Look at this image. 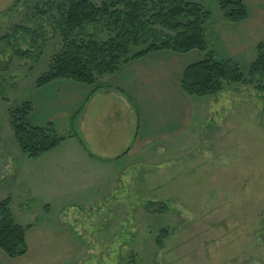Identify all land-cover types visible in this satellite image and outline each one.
Segmentation results:
<instances>
[{
  "label": "rangeland",
  "instance_id": "374dc122",
  "mask_svg": "<svg viewBox=\"0 0 264 264\" xmlns=\"http://www.w3.org/2000/svg\"><path fill=\"white\" fill-rule=\"evenodd\" d=\"M38 1L0 0V200L10 198L17 223L74 241L37 239L34 251L55 255L57 264H264V93L223 82L216 95L191 96V132L114 162L112 179L76 168L67 170L73 178H44L9 124V111L32 100L63 47L55 11L40 14L46 0ZM208 7L206 41L226 59L215 40L225 19L216 3ZM109 37L97 33L101 42ZM255 58L256 50L236 61L247 74ZM59 123L60 136L75 131ZM58 148L44 154L74 153L70 143ZM151 202L167 210L154 212Z\"/></svg>",
  "mask_w": 264,
  "mask_h": 264
},
{
  "label": "crops",
  "instance_id": "0c3cea01",
  "mask_svg": "<svg viewBox=\"0 0 264 264\" xmlns=\"http://www.w3.org/2000/svg\"><path fill=\"white\" fill-rule=\"evenodd\" d=\"M185 1L199 3L207 9L215 3L219 7V0ZM242 1L247 19L238 23L223 20L215 34L222 52L235 60L264 43V0ZM204 56L199 50L183 54L156 51L123 64L118 71L98 78L92 85L58 79L36 88L31 100L30 123L35 126L66 123L74 128L87 150L77 138L70 137L71 131L56 148L70 143L73 155L47 153L31 163L36 168L40 166L47 179L73 178L67 170L74 168L81 170L83 177L112 179L110 165L114 162L129 160L154 145L167 146L170 141L185 137L192 130L195 114L192 97L182 90L180 81L185 69ZM42 229L36 225L27 230L28 251L22 257L9 258L0 249V264H57L55 255L34 251L32 242L37 245L39 239L44 244L54 240L72 243V235L57 236ZM68 247L61 249L63 258Z\"/></svg>",
  "mask_w": 264,
  "mask_h": 264
},
{
  "label": "trees",
  "instance_id": "16d2710c",
  "mask_svg": "<svg viewBox=\"0 0 264 264\" xmlns=\"http://www.w3.org/2000/svg\"><path fill=\"white\" fill-rule=\"evenodd\" d=\"M42 1H38L37 5ZM47 6V8H46ZM37 7V6H36ZM223 18L230 23L242 22L248 12L242 0H219ZM55 11V29L59 31L63 47L54 56L49 70L36 80V88L58 79L92 85L98 78L110 75L130 61L156 51L188 53L199 50L204 58L189 65L182 74L181 87L189 96L216 95L223 82L256 84L264 93V43L256 47V58L245 74L233 58L219 59L209 49L205 25L212 12L203 5L185 0H46L44 15ZM94 30L89 33V28ZM110 37L101 42L97 33ZM133 48L140 49L131 54ZM32 101H26L9 111V124L20 149L31 159L40 157L64 142L54 123L32 125L29 115ZM86 149L81 137L72 131ZM10 198L0 200V249L9 258L26 255V232L30 225L16 222L10 208ZM154 212L167 210L165 203L151 202Z\"/></svg>",
  "mask_w": 264,
  "mask_h": 264
}]
</instances>
